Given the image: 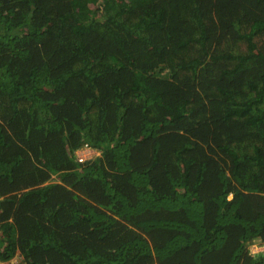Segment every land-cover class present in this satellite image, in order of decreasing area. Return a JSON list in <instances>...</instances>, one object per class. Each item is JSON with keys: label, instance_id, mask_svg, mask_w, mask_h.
<instances>
[{"label": "trees", "instance_id": "1", "mask_svg": "<svg viewBox=\"0 0 264 264\" xmlns=\"http://www.w3.org/2000/svg\"><path fill=\"white\" fill-rule=\"evenodd\" d=\"M256 242L264 0H0V264H264Z\"/></svg>", "mask_w": 264, "mask_h": 264}, {"label": "rangeland", "instance_id": "2", "mask_svg": "<svg viewBox=\"0 0 264 264\" xmlns=\"http://www.w3.org/2000/svg\"><path fill=\"white\" fill-rule=\"evenodd\" d=\"M79 152H82V149H79L78 150ZM77 151V152H78ZM92 152H90V154H93V156H92V159H90V161L91 160H93L95 157H99L100 155H101V152H98V151H96V150H94L93 148H92V150H91ZM76 154V153H75ZM76 156V155H75ZM76 161H77V158H76ZM78 162V161H77ZM81 164V163H80ZM251 252L253 253V254H256V253H259V252H261V251H264V247L263 246H261V243H259V242H256L252 247H251ZM16 261H17V259H13L9 264H15L16 263Z\"/></svg>", "mask_w": 264, "mask_h": 264}, {"label": "built area", "instance_id": "3", "mask_svg": "<svg viewBox=\"0 0 264 264\" xmlns=\"http://www.w3.org/2000/svg\"><path fill=\"white\" fill-rule=\"evenodd\" d=\"M80 149H82V152H76V156H75V158H77V161L79 162V163H84V162H86V161H89L90 159H92V156H93V154H90V152H92L91 150H92V148L89 146V145H84L82 148H80Z\"/></svg>", "mask_w": 264, "mask_h": 264}]
</instances>
